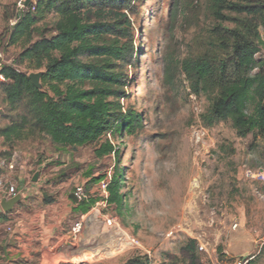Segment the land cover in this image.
I'll return each mask as SVG.
<instances>
[{
  "label": "rangeland",
  "instance_id": "obj_1",
  "mask_svg": "<svg viewBox=\"0 0 264 264\" xmlns=\"http://www.w3.org/2000/svg\"><path fill=\"white\" fill-rule=\"evenodd\" d=\"M19 1L0 0V52L7 65H14L20 49L7 47V28L16 22H6L4 15L18 13ZM192 1L197 10L204 2ZM131 5L134 56L124 67L127 86L121 106L136 112L143 128L133 135L106 134L102 142L110 141L118 157L98 159L95 145L63 149L47 138L26 150H0V162L15 167L14 187L18 172L24 173L27 186L38 175L39 203L24 209H45L49 205L44 199L58 208L84 185L93 201L90 210L114 218L141 245L139 251L105 254V260L98 261L103 257L98 250H113L118 237L106 234L101 222L92 219V228L89 224L86 230L94 255L76 264H122L136 253L146 255L151 264H187L182 248L190 240L197 243L198 264H234L241 258L264 264V137L250 133L238 138L229 121L206 126L202 115L209 101L191 93L180 71L191 40L208 22L204 9L191 14L182 0H133ZM45 23L50 27L51 18ZM256 59H264V47ZM117 163L123 172L121 212L100 206L98 180L105 177L109 182Z\"/></svg>",
  "mask_w": 264,
  "mask_h": 264
},
{
  "label": "trees",
  "instance_id": "obj_2",
  "mask_svg": "<svg viewBox=\"0 0 264 264\" xmlns=\"http://www.w3.org/2000/svg\"><path fill=\"white\" fill-rule=\"evenodd\" d=\"M132 1L24 0V11H6L5 21L16 23L8 26L4 40L20 52L14 65L0 67L5 78L0 83L2 150H26L47 138L63 149L95 145L98 159L118 157L110 141L102 142L106 134L133 135L143 128L142 118L121 106L124 67L134 56ZM182 4L191 14L203 8L208 21L180 62L191 93L209 101L202 121L208 127L229 121L238 138L250 133L264 137V59H256L264 47V0H204L199 10L192 0ZM49 17L50 27L45 23ZM31 72L40 74L39 89L29 79ZM118 165L106 191L108 207L121 212L123 172ZM89 199L76 205L81 214L90 210ZM9 215L1 214L0 221L7 222ZM196 251V241L190 240L182 248L184 262L198 264ZM122 264L150 260L136 253Z\"/></svg>",
  "mask_w": 264,
  "mask_h": 264
},
{
  "label": "crops",
  "instance_id": "obj_3",
  "mask_svg": "<svg viewBox=\"0 0 264 264\" xmlns=\"http://www.w3.org/2000/svg\"><path fill=\"white\" fill-rule=\"evenodd\" d=\"M1 142V140H0ZM3 148L0 146V150ZM14 166V165H13ZM0 180L7 186L12 184V174L15 171L0 167ZM24 173L18 172L17 195L19 203L14 205L8 214V221H0V247L2 255L0 264H76L78 259H84L88 254L94 255L88 243L89 234L85 228L81 234V242L73 243L70 240V228L80 218L88 215L81 214L76 209V204L70 199L62 201L58 208L55 204H49L45 209L29 208L26 206L39 203V184H25ZM32 179V178H31ZM6 199L2 195L1 202ZM4 213L0 206V216ZM74 221V222H73ZM103 248L97 253L100 254ZM98 254V255H99ZM105 260V256L98 257V261Z\"/></svg>",
  "mask_w": 264,
  "mask_h": 264
},
{
  "label": "built area",
  "instance_id": "obj_4",
  "mask_svg": "<svg viewBox=\"0 0 264 264\" xmlns=\"http://www.w3.org/2000/svg\"><path fill=\"white\" fill-rule=\"evenodd\" d=\"M23 1L24 0H20L18 3L19 12L25 10ZM2 64H3L2 53L0 52V67ZM2 82H5V78L0 72V83ZM0 166L1 167L6 166L7 169L9 170H13L14 168L12 163L6 164L4 161L0 162ZM261 177L264 180L263 174H261ZM107 184H108L107 180H104L100 183V189L102 193L100 206L102 208L108 207V204H107L108 195L106 191ZM3 194H6L7 200H10L13 197L17 196V190L14 186H7L3 180H0V204H1V199H2ZM72 195L74 196L76 200V202H74L76 205L81 202L87 201L88 199V194L86 193L84 189V185L77 186L75 190L73 191ZM3 200H6V199H3ZM96 206L98 207L99 204H96ZM94 209L95 208L91 209L87 216L80 218L78 221H76L71 226L69 233H70V240L73 243L78 244L81 242L80 239H81L82 232L85 230L87 226H89L90 222H92V219H95L101 222L103 228L106 229V232H107L106 234L108 235L110 234L114 237L115 236L118 237L117 246L114 247L113 250H109L108 249L109 247L106 246V250L105 248H103L100 254L102 253L103 256H105V254L116 256L117 254L121 255V254H125L128 252H134V251L141 250V245L138 242V240H136L133 237H130L125 231H123L114 218L109 217L108 214H102V212L100 211H95ZM260 246H261L260 248L264 246V228L261 232V245ZM111 252L113 253L111 254ZM250 260H251L250 258H241L239 260H236L234 264H250Z\"/></svg>",
  "mask_w": 264,
  "mask_h": 264
},
{
  "label": "water",
  "instance_id": "obj_5",
  "mask_svg": "<svg viewBox=\"0 0 264 264\" xmlns=\"http://www.w3.org/2000/svg\"><path fill=\"white\" fill-rule=\"evenodd\" d=\"M34 1H37V0H34ZM13 27V26H12ZM39 78H40V74L39 73H31L29 75V79L30 81L32 82L33 86L37 89L40 88V83H39ZM37 179H38V175L35 174L31 181L32 183H36L37 182ZM70 199L74 202H76L75 198L73 195L70 196ZM20 202V196L17 195L15 197H13L12 199L10 200H3L0 204L1 206V209L4 213H9L11 212L12 208L14 205L18 204Z\"/></svg>",
  "mask_w": 264,
  "mask_h": 264
}]
</instances>
